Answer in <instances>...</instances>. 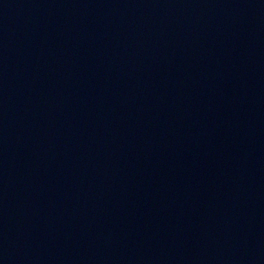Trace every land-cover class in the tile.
Listing matches in <instances>:
<instances>
[{
  "label": "water",
  "instance_id": "obj_1",
  "mask_svg": "<svg viewBox=\"0 0 264 264\" xmlns=\"http://www.w3.org/2000/svg\"><path fill=\"white\" fill-rule=\"evenodd\" d=\"M0 264H264V0H0Z\"/></svg>",
  "mask_w": 264,
  "mask_h": 264
}]
</instances>
